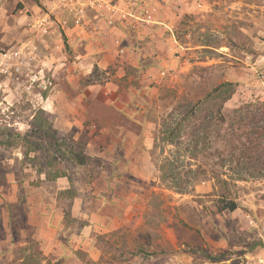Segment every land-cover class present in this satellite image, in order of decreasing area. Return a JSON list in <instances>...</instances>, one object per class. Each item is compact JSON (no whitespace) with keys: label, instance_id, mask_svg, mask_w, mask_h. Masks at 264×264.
Instances as JSON below:
<instances>
[{"label":"rangeland","instance_id":"1","mask_svg":"<svg viewBox=\"0 0 264 264\" xmlns=\"http://www.w3.org/2000/svg\"><path fill=\"white\" fill-rule=\"evenodd\" d=\"M47 8L41 0H0V57L9 56L7 60L0 59V264H22L18 259L20 251H26L25 256L39 251L41 264H212L208 258L211 251H222L218 255L225 261L218 264H242L247 253L258 256L263 245L260 233L264 224V179H248L228 187L219 183L218 178L236 176L231 167L219 164L221 158L229 157L231 145L218 138L222 129L217 126L203 130L202 152L196 161L190 159L184 146L178 149L162 144L161 133L163 118L180 99L196 101L225 82L236 84L235 94L222 111L228 119L244 104L264 101V0H163L161 19L167 21L173 33L164 25L129 21L117 29L120 32L112 30L106 36L100 35L102 43L111 40L118 59V39L126 47L142 50L147 46L149 53L151 49L162 55L172 53L169 59H174L172 68L156 70L145 80L147 93L139 97L142 103L137 106L144 122L143 142L137 147L145 154L129 161L127 175L122 165L116 166L120 160L86 154L91 149V135H98L107 122L118 131V123L128 115L102 103L110 92H91L92 100L84 105L74 101L64 105L68 111H75L77 120L82 119L84 130L62 132L55 122L59 113L46 108V98H53L62 83L55 72L59 65L56 59H75L74 50L67 44L69 36L61 30L51 34L58 39L62 36L64 43L53 44L56 59L49 48L39 47L37 58L29 60V41L42 43L32 24L49 12ZM51 19L56 21L54 14ZM171 46L175 47L172 52ZM46 53L50 55L49 62L43 63L40 57ZM151 66H156L154 57L143 58L139 68L124 67V73L118 64L106 70L91 67V74L83 77L80 84L139 89L143 87V74ZM44 67L53 78L54 87L49 92H42L37 84L31 87L33 78ZM64 86L72 84L67 81ZM55 99L52 102L57 105ZM216 103L205 106V115L215 114ZM68 111L65 116H72ZM184 139L186 142L188 136ZM118 146L122 149L129 144ZM165 164L166 171L181 173L184 194L176 192L171 179H163L161 169ZM109 165L115 168L108 176L113 184L146 190L145 206L128 224L110 233H96L90 236V242L72 237L85 230L92 212L107 216V210L97 198L89 201V208H79L49 188L40 189L48 180L46 173H65L73 187L79 188L97 184L96 168H110ZM198 166L202 167L200 171L192 174L190 169L197 170ZM226 190L238 202L234 213L219 212L218 199ZM54 205L58 206L57 213L51 212L56 210ZM51 213L62 217L67 226V234L56 242L68 244L67 251H44L35 236L37 228L29 224L30 218L43 221ZM45 232L46 237L54 235ZM47 240L50 244L51 240Z\"/></svg>","mask_w":264,"mask_h":264},{"label":"crops","instance_id":"2","mask_svg":"<svg viewBox=\"0 0 264 264\" xmlns=\"http://www.w3.org/2000/svg\"><path fill=\"white\" fill-rule=\"evenodd\" d=\"M161 21L163 23H167L165 19H161ZM96 25H98L99 28L102 27L101 29L103 30L102 23ZM120 31L117 30L116 32ZM66 32L70 39L67 44L74 50L75 59L68 62H64V60H68L66 56L56 59L52 50L53 46H55L53 44H58L57 42L60 41L64 46L63 39L59 37V40L54 36L50 38L48 42L49 53L51 57L53 55L57 63H59L55 72L58 74L57 77L62 81V83L59 85V90L56 91V94L52 96L53 98L47 100L46 108H51L50 110H53V113L54 111L59 113V116L57 117L55 122L57 123V128H59L62 132L67 133L75 128L84 130V123L80 121L82 119L77 120L74 116L75 111H68L66 109L67 107L64 105L72 101H74V103L84 105L85 102L87 104L90 100H92V97L90 98L89 96L91 92L94 93L100 91L105 94L107 92H110L109 96L105 95L107 99L105 98L102 103L114 107L115 110L119 111L123 115H125V113L128 115L125 116L126 119L121 121V124L118 123L116 127V130L118 131H115L114 126L110 125L107 122L101 126V129L99 131L100 133L98 135H91L88 142V147H91V149H89V151L87 150L86 154L89 157H101L108 161L120 160V162L117 163L116 166L122 165L123 170L127 175L128 170H126V168L129 164V161H133V159H137L138 157L141 158L142 155L145 154L141 151L138 152L137 147V144H141L143 142L141 134L144 132V122L140 120L141 116L137 113V106H140L138 102L142 103L139 97L143 96L145 92L147 93V90L145 88V80L154 75L156 70L164 69L166 68V66L167 68H172V61L174 59H172V61L171 59H169L170 57H172V53L162 55L159 51L158 53L157 51H153L154 49H151L153 53H149V50H147L146 46L142 50L135 48V54L121 55V58L118 59V56L114 53V50H112L113 48L111 40L107 39L105 40L106 42L104 41L102 43V38L100 37V35L96 34V30H90V33L87 32V35L85 37L84 34H82V31L68 29V31ZM169 42L172 41L169 40ZM142 46H144V44H142ZM174 50L175 47L171 46L170 51L172 52ZM148 57H154L156 66H151L145 71V74H143V78L140 82V85L143 87L139 89L133 87H129L128 89H121L118 85H114V88H109L110 90L108 89V87H101V89L97 88V86L95 85L89 87H81L80 81L83 77H87L91 74V67L98 66L100 69L106 70L110 65L118 64L120 65V71H122L123 68L127 66L139 68L140 61L143 60V58ZM60 62L63 63L61 64ZM67 81L72 84L71 87L64 86ZM54 98H56L55 100L57 102V105H55V101L52 102ZM67 111L72 116H65ZM81 115L85 120L86 111L83 110V112H81ZM138 129L140 131L139 134L136 131ZM124 142L126 144H129V146L121 149L118 145ZM100 145L103 146V149H99L100 147L98 148V146ZM114 165H109L110 168H96L95 175L97 176V184H92L91 186H84L79 188L73 187V183L69 180V178L63 177L59 178L56 181L46 180V182L43 184V187L40 188L43 190H45V188H49L51 193L53 192V194H55L57 197L58 195L67 197L69 202H74L75 205L79 208H89L91 206L89 201L94 199H98V202H100L99 204H101L102 208H106L107 216L101 214L99 211L92 212L93 218L91 220H88V223L84 224L85 230L82 231L81 234H76V236L71 235L72 237L78 236L77 238L90 242V240L93 239L90 238V236L92 237L93 235L94 237V234L96 233H110L114 230L119 229L125 224H128L140 214L141 210L145 206L146 190H141L133 185H125L123 183L113 184L109 180V177H111V174L114 172ZM93 168L95 167L93 166ZM28 200L29 202H31L30 198H28ZM53 207H55L56 210L51 212L57 213L59 211L58 206L54 205ZM52 213L49 217H44L43 221L39 219L31 221L30 218L29 224L37 228L35 236L37 237V240L41 242V246L44 251H67L68 249H70V247H68V244L66 246L62 243L60 245L56 244L59 237L67 234V226L64 224L62 217H53ZM45 231H49V234L52 235L53 233L54 235H52V237H46V235H43V232ZM47 239L51 240L50 244H47ZM68 242L70 243V240ZM260 247H262V252L258 256L264 254V243ZM86 248L87 247L83 246L84 250L88 249ZM221 252L222 251H211V254L218 255ZM245 256L246 260H252L253 258L258 257L253 256L250 253H247ZM224 259L219 262H212V264L222 263L225 261Z\"/></svg>","mask_w":264,"mask_h":264},{"label":"trees","instance_id":"3","mask_svg":"<svg viewBox=\"0 0 264 264\" xmlns=\"http://www.w3.org/2000/svg\"><path fill=\"white\" fill-rule=\"evenodd\" d=\"M207 50V49H206ZM96 70L98 68H95ZM236 84L225 82L218 85L213 91L198 97L196 101L180 99L173 110L162 120V144L184 148L185 152H190V159L196 161L202 152L201 135L203 130H209L215 126L222 129L218 131V138L231 145L230 154L227 159H220V166L231 167L236 178L219 179V183L229 186L231 183L245 182L248 179H264V101H253L244 104L234 111L229 119L223 114L224 105L235 94ZM216 103L217 110L215 114L209 112L206 114V105L210 102ZM213 122V123H211ZM49 124V121H46ZM216 128V129H217ZM224 131V133H222ZM188 140L185 142V137ZM202 167L198 166L197 170L190 169L192 174L200 171ZM163 179L172 180V187L179 194H184L186 189L181 184V173L175 171H166V164L161 169ZM49 181H56L59 178L67 177L65 173H46ZM216 178V177H215ZM219 212L232 213L239 208L236 198H232L230 190H226L218 199ZM26 251H20L19 260L22 264H41L38 257L39 251H33L26 255ZM209 260L219 262L224 256L209 255Z\"/></svg>","mask_w":264,"mask_h":264},{"label":"built area","instance_id":"4","mask_svg":"<svg viewBox=\"0 0 264 264\" xmlns=\"http://www.w3.org/2000/svg\"><path fill=\"white\" fill-rule=\"evenodd\" d=\"M163 0H53L49 4L43 17L37 19L32 24L34 32H39L40 41L31 39L28 43V58L32 62L37 58V50L39 47L48 50V42L52 37V33H60L62 30L68 36V29L82 31L84 37L90 30H96L98 35L106 36L109 31L117 30L121 26H125L129 21L142 23L145 25H164L173 33L172 27L161 21ZM55 15L56 21H52L51 15ZM102 23L103 30L98 27ZM86 33V34H85ZM62 38V36H60ZM42 44V45H41ZM117 52L120 55H133L136 52L134 47H126L121 39L115 41ZM44 46V47H43ZM9 56L3 55L2 60H7ZM50 55L43 54L40 61L48 63ZM18 70V69H17ZM37 84L42 92H49L54 87L53 78L46 73L45 67L35 75L32 80L31 87ZM44 99L45 97L42 96ZM49 100V96L46 98ZM46 100V101H47ZM261 228L259 226L256 227ZM262 230V231H261ZM260 237L264 243V224L262 225ZM242 264H264V254L247 259Z\"/></svg>","mask_w":264,"mask_h":264},{"label":"flooded vegetation","instance_id":"5","mask_svg":"<svg viewBox=\"0 0 264 264\" xmlns=\"http://www.w3.org/2000/svg\"><path fill=\"white\" fill-rule=\"evenodd\" d=\"M41 1L43 2L44 6H48L49 4L53 3V0H41Z\"/></svg>","mask_w":264,"mask_h":264}]
</instances>
